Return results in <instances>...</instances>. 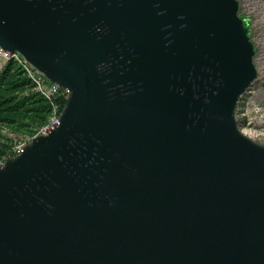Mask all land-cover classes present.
<instances>
[{
    "label": "water",
    "instance_id": "obj_1",
    "mask_svg": "<svg viewBox=\"0 0 264 264\" xmlns=\"http://www.w3.org/2000/svg\"><path fill=\"white\" fill-rule=\"evenodd\" d=\"M237 0H0V48L70 97L0 170V264H264V145Z\"/></svg>",
    "mask_w": 264,
    "mask_h": 264
},
{
    "label": "built area",
    "instance_id": "obj_2",
    "mask_svg": "<svg viewBox=\"0 0 264 264\" xmlns=\"http://www.w3.org/2000/svg\"><path fill=\"white\" fill-rule=\"evenodd\" d=\"M9 64L21 70L29 84L30 94L39 97L48 108L43 123L34 127L32 133L8 135L11 147L10 151L0 156V170L22 154L33 141L47 136L60 126L62 112L70 97L67 88L51 82L44 74L34 69L20 53L0 48V73ZM259 85L260 91L256 92ZM235 114L239 132L250 140L264 145V84L261 85L258 78L238 100Z\"/></svg>",
    "mask_w": 264,
    "mask_h": 264
},
{
    "label": "trees",
    "instance_id": "obj_3",
    "mask_svg": "<svg viewBox=\"0 0 264 264\" xmlns=\"http://www.w3.org/2000/svg\"><path fill=\"white\" fill-rule=\"evenodd\" d=\"M257 27L258 23L256 32ZM47 108L39 97L30 94L29 84L21 70L10 64L5 66L0 73V156L10 151L8 135L32 133L34 127L43 123Z\"/></svg>",
    "mask_w": 264,
    "mask_h": 264
},
{
    "label": "rangeland",
    "instance_id": "obj_4",
    "mask_svg": "<svg viewBox=\"0 0 264 264\" xmlns=\"http://www.w3.org/2000/svg\"><path fill=\"white\" fill-rule=\"evenodd\" d=\"M240 5L238 15L242 20L244 27L247 29V35L249 36L254 46V59L255 67L257 69L258 82L261 85L264 84V11L261 10V5L257 0H238ZM248 13H245L244 11ZM252 14H249V13ZM256 23H258L256 32ZM260 91V85L256 89V92Z\"/></svg>",
    "mask_w": 264,
    "mask_h": 264
},
{
    "label": "flooded vegetation",
    "instance_id": "obj_5",
    "mask_svg": "<svg viewBox=\"0 0 264 264\" xmlns=\"http://www.w3.org/2000/svg\"><path fill=\"white\" fill-rule=\"evenodd\" d=\"M257 2L262 6L261 7V10H263L264 11V0H257ZM250 14H252L251 12H250ZM253 15V14H252ZM254 16V15H253ZM255 60V59H254Z\"/></svg>",
    "mask_w": 264,
    "mask_h": 264
}]
</instances>
